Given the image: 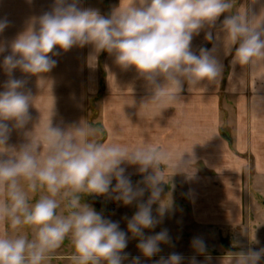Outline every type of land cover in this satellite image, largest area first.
<instances>
[{"label":"clouds","instance_id":"obj_1","mask_svg":"<svg viewBox=\"0 0 264 264\" xmlns=\"http://www.w3.org/2000/svg\"><path fill=\"white\" fill-rule=\"evenodd\" d=\"M79 0H55L50 12L41 15L10 44L11 54L4 57L3 68L10 77L0 92V223L8 222L13 232L28 226L27 235H0V264H45L71 237L75 252L72 264H122L128 259L127 234L119 224L105 219L87 203L81 194L105 195L112 180L114 199L124 205L142 197L144 189L133 188L122 164L137 165L140 173H149L144 183L151 190L147 202L128 221V231L140 237L137 248L146 258L157 255L161 243H170L167 229L144 237V229L154 228L160 221L152 214V205L159 202L158 215L163 217L171 206L161 199L166 175L188 173L186 166L194 161L183 159L156 145L129 148L118 143H99L98 130L87 124L63 129L53 126L51 116L46 124L26 132L27 142L19 149L7 145L13 122L24 129L30 122V91L23 90L26 81L11 78L13 70L35 75L38 80L49 73L57 61L49 55L59 48L67 52L74 46L93 45L95 52L115 55L122 69L134 67L150 87L148 101L161 111L179 99L185 83L189 88L202 81H215L222 66L213 55L215 49L192 50V40L205 27H214L219 18L233 7L231 0H129L127 6L115 8L109 16L98 10L81 8ZM224 42L229 52L234 47L233 63L255 68L264 63V25L255 16L229 14L223 19ZM9 22L0 20V33ZM213 40L209 31L205 35ZM0 45V53L5 51ZM43 150V151H42ZM189 174V173H188ZM192 174V173H191ZM189 174V175H191ZM26 185V187H25ZM44 192L30 204L29 193ZM60 199H57V198ZM60 200H65L67 215L58 214ZM192 247L198 254L206 252L201 238H194ZM123 253V254H122ZM264 249L235 254V264H259ZM184 257L171 253L155 264H182ZM132 264H140L139 257ZM190 264H197L195 256Z\"/></svg>","mask_w":264,"mask_h":264},{"label":"crops","instance_id":"obj_2","mask_svg":"<svg viewBox=\"0 0 264 264\" xmlns=\"http://www.w3.org/2000/svg\"><path fill=\"white\" fill-rule=\"evenodd\" d=\"M128 2L79 0L78 6L98 10L101 15L107 16V12L111 14L120 3L121 6H127ZM54 4L55 0H0V20L6 19L9 22L8 27L0 33V45L6 49L0 53V92L5 90L4 84L10 78L3 68V60L11 54V42L33 23L38 29L36 21L45 12H50ZM237 13L255 16V22L264 25V0H240ZM206 29L209 27L203 30ZM214 40V46L224 42L221 34L215 36ZM203 43H198V46ZM191 47L196 53V35ZM54 52L58 55H49L57 61L56 66L49 73L43 74L42 80H38L35 75L23 73L19 68L13 70L11 78L26 81L23 90L31 92L33 104L29 107L31 120L24 129H16L13 122H7L12 129L8 146L18 150L27 142L25 133L33 131L35 125L38 131L50 116L52 125L63 129L81 123L89 125V100L99 92L104 67L106 89L99 104V120L106 127L109 142L129 148L156 145L171 152L174 158L184 154L185 161L194 160L186 166V171L191 175L184 172L175 175L187 176L185 181L195 220L199 223H223L221 219L226 218V224L243 223L245 168L228 165L227 160L228 157H238L237 152H257V172L264 174V129H260L264 126V119L258 116L264 109V63L255 68L249 67L246 76L243 73L238 76L240 81L236 82V86H243V77L251 80L248 93L252 90L253 95L250 92L248 97L239 98L246 117L234 123L237 129L231 136L233 144L235 142L233 149L221 130L228 116H231L228 109L225 111L227 117L222 116L219 94L221 82L217 81L218 78L221 80L222 74L209 87L200 85L199 88H189L185 83L179 99L161 111L157 105L148 101L152 92L146 81L134 67L124 70L118 66L114 54H107L103 66L100 65V53H96L91 44L74 46L67 52L57 47ZM224 52V56L213 54L221 64L227 61L230 53ZM206 82L200 84L206 85ZM260 86L263 87L260 89ZM198 100L201 103L197 104ZM197 161H202L205 166L198 165L200 163ZM215 214L218 218H211ZM173 243H170L172 248L168 251L160 248L161 251L151 258L144 257L142 253L131 255L122 264H132L133 257H139L140 264H155L161 256L167 258L171 253L181 254L184 257L182 264H190L193 256L197 264H235V258L198 254L193 247H183L184 250L179 251V247L173 246Z\"/></svg>","mask_w":264,"mask_h":264},{"label":"rangeland","instance_id":"obj_3","mask_svg":"<svg viewBox=\"0 0 264 264\" xmlns=\"http://www.w3.org/2000/svg\"><path fill=\"white\" fill-rule=\"evenodd\" d=\"M111 0H107V2ZM240 0H231L233 4L232 9L229 13L223 14L219 20L216 22L214 27H211L206 30L200 31L199 35H196L197 41V50L196 54H199L200 48H206L209 50L215 49V56H224V51L228 53V47L225 42H220L219 44H215L214 37L218 34L222 35V39L224 40V32L222 29V21L226 15L236 14L237 3L239 4ZM107 6L109 4L107 3ZM106 6V8H107ZM108 9V8H107ZM110 13L107 12V16ZM211 32L213 35V40L208 41L205 39V35L207 32ZM204 42V43H203ZM198 43H203V45L198 46ZM212 48V49H211ZM235 48H233L232 52L227 55V61L224 64H221V80L220 78L217 81L221 82L220 88V99H221V109L222 116H226V109L230 110L228 113H231V116H228L227 122L221 126V130L228 135V140L230 142L231 147L234 149L235 142L233 144V140L231 137L234 130L237 128L235 124L237 120H240L242 117H246L245 113H243L241 109V103L239 102V98L241 96L248 97L251 94L253 95V91L250 90L248 93V87L250 86L249 79H245L243 77V86L240 84L239 87L236 86V82L240 81L239 74H245V76L249 73V67L244 66L241 67L238 64L233 63V54ZM104 53V54H103ZM108 52L102 51L100 52V65L104 66V59L107 56ZM217 56V57H218ZM244 76V75H243ZM106 72L103 67L101 71L100 77V88L97 95L93 96L89 100V126L98 130V134L95 137L97 142L99 143H113L109 142V135L104 126L103 122L99 120L100 110L99 104L104 96L106 84H105ZM203 82V81H202ZM201 82V83H202ZM213 82H206L205 84H198L196 88L209 87ZM263 86H260L261 89ZM238 88V89H237ZM243 89L245 91H243ZM238 91V92H237ZM237 92V93H236ZM248 93V94H247ZM253 97V96H252ZM248 99V98H247ZM188 102L186 101L185 104ZM201 103L199 100L197 104ZM226 111V112H225ZM183 113V112H182ZM263 115L261 116V114ZM187 114V112H186ZM184 115L183 117H185ZM260 118L264 119V109L260 111L258 115ZM233 124L234 126H232ZM260 129H264L262 126ZM122 145V144H121ZM130 146V145H129ZM258 153H262L259 151ZM238 157H228V165H232L235 167L243 166L245 168L244 174V206H243V223L239 225L234 224H226L224 222L225 219H221L223 223H199L195 220L191 209V203L189 198V192H187V184L186 177L183 175H174L171 176V173L166 175V181L168 184L163 185V192L161 194V199H165V203L168 200H171V206L167 209L163 217L158 215L159 202L154 203L152 205V214L155 218H157L160 222L152 229H144L143 235L144 237L154 236L160 231L167 229L170 243H173V246L176 245L179 247V251L184 250L183 247H192V241L194 238H201L206 244V252L204 255L208 256H217L221 255L225 258H235V254L239 251L247 252L249 249L254 251H259L260 249H264V174H260L257 172L258 169V160L255 157L257 152L254 154L253 152H244V153H236ZM203 161V160H202ZM202 161H197L201 165ZM208 161V160H207ZM204 165V164H203ZM122 167L125 168V176H127L131 184L135 189H144V194L142 197L134 200L132 204L124 205L122 201H117L114 199L116 194L111 192V188L115 187L116 181L112 180L110 185V190L108 194L105 195H95V194H81V203H87L90 205L96 212L101 213L102 216L110 220L112 222H117L119 224V230L125 232L127 234V247L124 249V253L131 255H138L141 252L137 248V244L140 241V237H133L132 234L128 231L127 223L133 217V215L138 210L137 205L139 203L147 202L151 195V190L148 186L143 182L144 177L151 172L149 169V173H140L138 171L137 165H129L127 163L122 164ZM205 166V165H204ZM208 166V165H206ZM209 170V169H208ZM207 170V171H208ZM137 171V172H135ZM213 173L215 171H209ZM26 187V185H25ZM46 194L44 192H37L35 194L29 193V202L30 204L35 203L37 199H39L40 195ZM4 197L0 196V199ZM57 199H60L59 197ZM65 200H60V208L56 211L58 214L67 215V211L64 208ZM211 216V218H218ZM225 217V216H224ZM7 233L9 236L21 235L25 234L29 239L32 238L33 232L32 229L28 226L23 227L22 229L13 232L10 228L8 222L0 223V235ZM170 243H161L159 245L160 248L164 251H168L171 249L172 245ZM167 248V249H166ZM192 249V248H191ZM75 249L72 244L71 237H66L63 244L58 248L54 253L51 254V258L45 262V264H72L70 257L74 254ZM123 254V253H122ZM259 264H264V257L261 258Z\"/></svg>","mask_w":264,"mask_h":264},{"label":"water","instance_id":"obj_4","mask_svg":"<svg viewBox=\"0 0 264 264\" xmlns=\"http://www.w3.org/2000/svg\"><path fill=\"white\" fill-rule=\"evenodd\" d=\"M224 135L228 138V135H227V133L226 132H224Z\"/></svg>","mask_w":264,"mask_h":264},{"label":"trees","instance_id":"obj_5","mask_svg":"<svg viewBox=\"0 0 264 264\" xmlns=\"http://www.w3.org/2000/svg\"><path fill=\"white\" fill-rule=\"evenodd\" d=\"M104 54V53H103Z\"/></svg>","mask_w":264,"mask_h":264}]
</instances>
